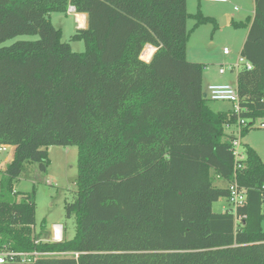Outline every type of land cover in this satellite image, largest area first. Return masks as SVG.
Instances as JSON below:
<instances>
[{"label": "trees", "instance_id": "16d2710c", "mask_svg": "<svg viewBox=\"0 0 264 264\" xmlns=\"http://www.w3.org/2000/svg\"><path fill=\"white\" fill-rule=\"evenodd\" d=\"M253 1L237 114L210 107L203 66L185 57L187 19L212 21L186 0H0V44L38 36L0 46V144L14 147L0 176V251L55 253L0 264H264V160L250 146L236 173L244 218L227 210L235 136L226 125L248 119L243 136L264 119V0ZM69 7L86 14L72 35L83 52L48 18ZM52 145L77 148V192L64 205L75 231L35 243L50 233L35 232L34 191L14 181L25 162L46 171Z\"/></svg>", "mask_w": 264, "mask_h": 264}, {"label": "rangeland", "instance_id": "374dc122", "mask_svg": "<svg viewBox=\"0 0 264 264\" xmlns=\"http://www.w3.org/2000/svg\"><path fill=\"white\" fill-rule=\"evenodd\" d=\"M234 6L237 9H234ZM253 6V0H230V2L186 0L189 13H196L200 10L204 16L212 18V21L196 27H193L194 20L192 18H188L186 22L189 35L185 57L190 62L202 64L204 93H206L209 84H236V69L226 68L223 74H219V69L227 64L237 62L247 34L248 19L252 16ZM48 18L54 27L60 29L61 40L69 42L71 49L75 52L84 51L83 40L72 39V35L77 29L75 11L51 12ZM222 22L226 23L222 24ZM37 38V35H19L6 40L0 46L10 45L17 40H35ZM223 48L228 49V55L223 54ZM143 59L145 60V58ZM208 103L212 109L221 112H230L234 108V104L229 101H209ZM260 123H264V119H256L251 128L243 136H240V141L243 146L252 147L264 160V128L260 127ZM233 130L235 128L230 126L227 132ZM12 153L13 148L10 145H8L7 151L0 152V176L5 169L3 167L5 160L8 161ZM47 155L49 164L46 171H40L35 162H25L20 175L14 181L13 189L17 192L34 191V230L36 233L40 231L42 234L50 233L42 236L43 239L48 240L52 226L61 224L64 228L63 237L70 239L75 231L74 218L66 217L64 205L71 201L77 192L75 181L77 148L75 146L52 145L47 148ZM222 204H224L223 199H219L213 203L212 210L220 212ZM261 229L264 231V217L261 220Z\"/></svg>", "mask_w": 264, "mask_h": 264}, {"label": "built area", "instance_id": "2783aa9c", "mask_svg": "<svg viewBox=\"0 0 264 264\" xmlns=\"http://www.w3.org/2000/svg\"><path fill=\"white\" fill-rule=\"evenodd\" d=\"M209 2H230V0H206ZM234 9H237L234 6ZM68 10L74 11V7H69ZM223 54L228 55L229 51L227 48H223ZM150 60V59H149ZM146 61V60H145ZM148 61V60H147ZM242 62V63H241ZM241 67H245L246 69H250L251 65L249 62L245 61L241 56H239L237 62L235 64H227L219 69V74H223L226 71V68L229 70L236 69L238 70ZM206 96L211 101H229L234 104L233 110L238 114L239 113V105H238V92L237 87L235 85H230L227 83L223 84H209L207 86ZM249 120L245 118L238 117L236 124L226 125V129H230V126H233L235 130L230 131L233 133L235 138L232 140V152L234 156V165H233V178L229 182L228 190V208L227 210L231 212L235 221L239 222L244 218L242 215H237V210L239 207L244 206L246 204V194L247 189L238 184L236 180L237 170L241 169L242 162L245 159V153L243 146L240 141V133L242 129L248 126ZM260 127L264 128V123H260ZM8 145L0 144V152L7 151ZM50 184V182L48 181ZM64 228L61 224H54L52 226V232L49 239H36L35 243H38L39 240L42 241H60L63 238ZM55 253L51 252H39L37 250H32L28 252H18V251H0V263L4 262H31L35 261L40 256L53 255ZM70 253H59V255H69Z\"/></svg>", "mask_w": 264, "mask_h": 264}, {"label": "bare ground", "instance_id": "6f19581e", "mask_svg": "<svg viewBox=\"0 0 264 264\" xmlns=\"http://www.w3.org/2000/svg\"><path fill=\"white\" fill-rule=\"evenodd\" d=\"M76 18H77V21L79 22L80 27H84L85 26V16L83 14L77 13ZM149 48H151L150 52L148 51ZM154 51H155V48L153 46L146 45L141 55L143 58H145V60L147 59L149 60Z\"/></svg>", "mask_w": 264, "mask_h": 264}, {"label": "crops", "instance_id": "0c3cea01", "mask_svg": "<svg viewBox=\"0 0 264 264\" xmlns=\"http://www.w3.org/2000/svg\"><path fill=\"white\" fill-rule=\"evenodd\" d=\"M253 12H254V6H253V11H252V14H253ZM76 14L77 13H75V19H76V22H77V24H76V28L78 29V28H84V27H80V25H79V22L77 21V18H76ZM79 14H83L85 17H86V14L85 13H79ZM226 23V22H225ZM85 24H86V22H85ZM202 81H203V78H202ZM208 85V84H207ZM206 85V86H207ZM207 89V88H206ZM12 148H13V152H14V147L12 146ZM12 156H13V153H12ZM12 156L10 157V159H8V161H6L5 160V162H4V164H3V167H6V165L10 162V160L12 159ZM223 201H224V204H222V206H221V210L226 206V202H225V200L223 199ZM64 234V233H63Z\"/></svg>", "mask_w": 264, "mask_h": 264}, {"label": "water", "instance_id": "95a60500", "mask_svg": "<svg viewBox=\"0 0 264 264\" xmlns=\"http://www.w3.org/2000/svg\"><path fill=\"white\" fill-rule=\"evenodd\" d=\"M222 24H225V22H222ZM203 96L206 97V93H204Z\"/></svg>", "mask_w": 264, "mask_h": 264}]
</instances>
